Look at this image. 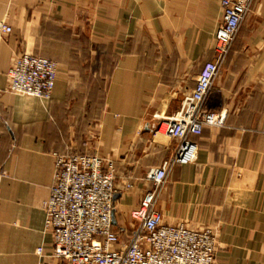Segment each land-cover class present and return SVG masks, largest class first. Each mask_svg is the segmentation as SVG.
I'll return each instance as SVG.
<instances>
[{
    "label": "crops",
    "instance_id": "obj_1",
    "mask_svg": "<svg viewBox=\"0 0 264 264\" xmlns=\"http://www.w3.org/2000/svg\"><path fill=\"white\" fill-rule=\"evenodd\" d=\"M221 20L219 0H0L11 28L0 34V264H66L43 210L56 155L113 162V225L127 241L152 187L146 175L178 148L155 129L212 60ZM23 53L58 64L50 100L8 92ZM212 90L225 124L192 138L196 160L169 171L156 209L164 224L211 229L215 264H264V0L252 3Z\"/></svg>",
    "mask_w": 264,
    "mask_h": 264
},
{
    "label": "built area",
    "instance_id": "obj_2",
    "mask_svg": "<svg viewBox=\"0 0 264 264\" xmlns=\"http://www.w3.org/2000/svg\"><path fill=\"white\" fill-rule=\"evenodd\" d=\"M254 0H219L222 20L214 35L213 58L204 64L195 88L185 96L177 112L163 117L154 138L177 142L172 159L151 169L146 191L131 217L139 222L127 241L114 229L116 171L113 162L98 155H56L54 183L43 202L45 231L52 236L53 256L66 264H215L218 244L211 229L167 225L156 209L169 171L196 160L193 137L206 128H220L225 114L213 108V83ZM11 28L0 23V34ZM58 74L52 60L23 53L7 72L8 92L50 100ZM131 187L126 184V189ZM42 248L37 250L40 255Z\"/></svg>",
    "mask_w": 264,
    "mask_h": 264
},
{
    "label": "rangeland",
    "instance_id": "obj_3",
    "mask_svg": "<svg viewBox=\"0 0 264 264\" xmlns=\"http://www.w3.org/2000/svg\"><path fill=\"white\" fill-rule=\"evenodd\" d=\"M37 56V55H36ZM40 57V56H39ZM122 236V235H121Z\"/></svg>",
    "mask_w": 264,
    "mask_h": 264
}]
</instances>
